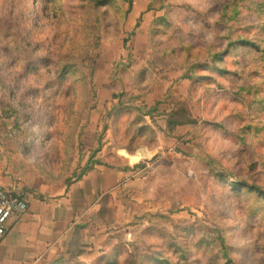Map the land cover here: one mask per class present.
<instances>
[{
  "label": "rangeland",
  "instance_id": "1",
  "mask_svg": "<svg viewBox=\"0 0 264 264\" xmlns=\"http://www.w3.org/2000/svg\"><path fill=\"white\" fill-rule=\"evenodd\" d=\"M96 164L91 264H264V0H0V177Z\"/></svg>",
  "mask_w": 264,
  "mask_h": 264
},
{
  "label": "crops",
  "instance_id": "2",
  "mask_svg": "<svg viewBox=\"0 0 264 264\" xmlns=\"http://www.w3.org/2000/svg\"><path fill=\"white\" fill-rule=\"evenodd\" d=\"M106 169L96 164L70 187L39 178L29 191L0 177V187H16L29 203L0 238V264H91L102 255L96 248L101 200L110 192L105 185L113 175L128 174L118 166Z\"/></svg>",
  "mask_w": 264,
  "mask_h": 264
},
{
  "label": "built area",
  "instance_id": "3",
  "mask_svg": "<svg viewBox=\"0 0 264 264\" xmlns=\"http://www.w3.org/2000/svg\"><path fill=\"white\" fill-rule=\"evenodd\" d=\"M28 208V200L16 187H0V238L6 235L11 222L23 216Z\"/></svg>",
  "mask_w": 264,
  "mask_h": 264
},
{
  "label": "trees",
  "instance_id": "4",
  "mask_svg": "<svg viewBox=\"0 0 264 264\" xmlns=\"http://www.w3.org/2000/svg\"><path fill=\"white\" fill-rule=\"evenodd\" d=\"M230 45H232V42L230 43ZM222 54H223V52L216 54V56L217 57H221ZM98 162H100V161L97 160L96 163H98ZM98 260H106V262L111 263L112 258H107L106 259V257L102 256V257L98 258Z\"/></svg>",
  "mask_w": 264,
  "mask_h": 264
}]
</instances>
